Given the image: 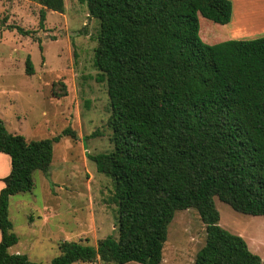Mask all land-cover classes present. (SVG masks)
Segmentation results:
<instances>
[{
  "label": "trees",
  "instance_id": "1",
  "mask_svg": "<svg viewBox=\"0 0 264 264\" xmlns=\"http://www.w3.org/2000/svg\"><path fill=\"white\" fill-rule=\"evenodd\" d=\"M63 11V0H34ZM99 22L93 63L104 80L112 149L88 154L112 178L118 236L95 245L58 243L48 264H159L175 211L194 208L205 239L192 264H261L238 234L219 225L214 199L264 216V35L213 44L199 36V16L227 24L231 0H84ZM23 35L33 31L14 26ZM25 71L33 73L29 56ZM52 138L27 140L0 119V152L10 171L0 189V264H39L9 253L17 242L9 198L31 191L46 172Z\"/></svg>",
  "mask_w": 264,
  "mask_h": 264
},
{
  "label": "rangeland",
  "instance_id": "2",
  "mask_svg": "<svg viewBox=\"0 0 264 264\" xmlns=\"http://www.w3.org/2000/svg\"><path fill=\"white\" fill-rule=\"evenodd\" d=\"M41 8L34 0H0V119L9 132L27 140L52 138L65 128L77 135L53 141L47 171L35 170L31 191L9 199L11 230L19 239L14 248L48 264L59 254L61 240L95 245L118 232L114 182L88 157L113 147L106 83L97 79L100 71L93 63L99 22L84 0H63L62 12L44 9L40 27ZM238 25L237 19L221 25L199 16V36L208 44L233 39L225 38L230 27L245 33L239 39L264 35L260 24ZM14 26L33 34L23 35ZM27 56L32 74L25 71ZM215 206L220 226L242 236L264 264V216L240 213L217 198ZM204 239L196 209L177 210L167 227L164 253L186 263Z\"/></svg>",
  "mask_w": 264,
  "mask_h": 264
},
{
  "label": "crops",
  "instance_id": "3",
  "mask_svg": "<svg viewBox=\"0 0 264 264\" xmlns=\"http://www.w3.org/2000/svg\"><path fill=\"white\" fill-rule=\"evenodd\" d=\"M231 3H232V13H231L230 21L237 19V23H239L238 26L245 25L247 27H250L251 25H253L252 27H254L260 24V27L262 28L264 27V0H231ZM230 21L228 23H230ZM263 30L264 28L260 30L259 32ZM226 34H227L226 35L227 37L225 38L239 39L238 37L244 35L245 33L241 32L238 27H236L235 29L230 27ZM9 171H10V158L6 153L0 152V189L4 186L3 177H5L9 173ZM0 238H1V234H0ZM18 240L19 239H17V243H18ZM17 243H15L14 245H16ZM12 246L8 248L9 253H22V251L17 250L18 248H14L15 246L13 247ZM57 246H58V243H57ZM164 249H165V243L163 246L162 258L159 264H192L193 263L194 258L185 260L186 263H181L180 261H176L178 259L174 260L175 258H172V253L170 255L166 254L168 256L166 258ZM77 263L81 264L83 262H77ZM87 264H91V263H87ZM96 264H103V263L99 262ZM124 264H141V263L130 261Z\"/></svg>",
  "mask_w": 264,
  "mask_h": 264
},
{
  "label": "water",
  "instance_id": "4",
  "mask_svg": "<svg viewBox=\"0 0 264 264\" xmlns=\"http://www.w3.org/2000/svg\"><path fill=\"white\" fill-rule=\"evenodd\" d=\"M98 262V260H96V263Z\"/></svg>",
  "mask_w": 264,
  "mask_h": 264
}]
</instances>
